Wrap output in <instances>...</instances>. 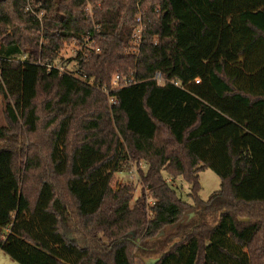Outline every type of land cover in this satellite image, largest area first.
Listing matches in <instances>:
<instances>
[{
    "label": "trees",
    "instance_id": "1",
    "mask_svg": "<svg viewBox=\"0 0 264 264\" xmlns=\"http://www.w3.org/2000/svg\"><path fill=\"white\" fill-rule=\"evenodd\" d=\"M35 1L42 17L0 0V251L20 264L137 252L264 264V0ZM73 40L87 49L75 73L49 67ZM119 73L134 83L112 89ZM143 162L132 206L136 185L113 182ZM206 168L221 187L204 200Z\"/></svg>",
    "mask_w": 264,
    "mask_h": 264
},
{
    "label": "rangeland",
    "instance_id": "2",
    "mask_svg": "<svg viewBox=\"0 0 264 264\" xmlns=\"http://www.w3.org/2000/svg\"><path fill=\"white\" fill-rule=\"evenodd\" d=\"M27 5L26 9L32 12H35L39 17L45 13V10L36 11L37 8H40V3L38 4L35 0H26ZM144 26H140L139 29L135 31V34H141ZM136 40L131 43V47L134 46ZM90 47H94L95 44L89 43ZM85 46V45H84ZM84 46L79 42H67L60 51L59 59L56 60L53 64L56 66H64L66 70L70 72H74L77 70L76 61L74 58L77 56V52L79 50H84L87 52V49H84ZM121 74V73H119ZM116 75V74H115ZM122 75V74H121ZM123 76V75H122ZM124 77V76H123ZM163 83V81L159 82ZM4 99L3 96L0 94V126H5L8 124L6 115L4 113ZM148 166L143 162L141 164L133 163L126 167V169L122 172H117L115 174V179L113 182V187L118 188L119 186H123L128 183H133L136 185V190L134 192V198L132 200V206L136 203L138 198L142 197L144 186L140 180V170L146 171ZM168 181L173 184L174 187L178 190L179 195L185 201H191L189 196V192L191 190V185L185 181L182 177L171 179L169 178ZM200 183H201V190H200V197L204 200L209 199L216 191H218L221 187V179L219 175L211 168H206L200 172ZM148 194V190L146 191ZM149 197V203H153L154 199ZM191 219V218H190ZM187 219V221H190ZM154 258H147L145 256H141L139 252H137V264H152ZM0 264H20L19 262L13 260L7 253L3 250L0 251Z\"/></svg>",
    "mask_w": 264,
    "mask_h": 264
},
{
    "label": "built area",
    "instance_id": "3",
    "mask_svg": "<svg viewBox=\"0 0 264 264\" xmlns=\"http://www.w3.org/2000/svg\"><path fill=\"white\" fill-rule=\"evenodd\" d=\"M138 20H141V18H139ZM134 38H135L136 42H138L141 39V34H134ZM73 41L77 42L75 40H73ZM85 41L88 42V39H86ZM84 44H86V43H82L83 46H84ZM95 50H96V52H99L100 49L97 47V48H95ZM78 52L76 53L77 55H78ZM52 66L58 68L61 71H67L64 66L49 65V67H52ZM81 78L83 80L87 81L91 85L96 84V81H95L94 78L86 79V77H84V76L83 77L81 76ZM157 79H158L159 82L163 81L160 75H157ZM198 81L199 80H197V82ZM133 83H134V78L133 77H129V76L128 77L127 76L123 77L121 74H116L112 78V83H111L112 86L111 87H112V89H114V88L121 87V86H128V85H131ZM97 85H101L100 82H97ZM103 90L106 93H109V89L107 87H103ZM110 102L113 103V104H116L117 100L111 97L110 98Z\"/></svg>",
    "mask_w": 264,
    "mask_h": 264
},
{
    "label": "water",
    "instance_id": "4",
    "mask_svg": "<svg viewBox=\"0 0 264 264\" xmlns=\"http://www.w3.org/2000/svg\"><path fill=\"white\" fill-rule=\"evenodd\" d=\"M152 262H153V263H155V262H156V260H153Z\"/></svg>",
    "mask_w": 264,
    "mask_h": 264
}]
</instances>
